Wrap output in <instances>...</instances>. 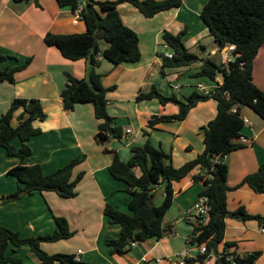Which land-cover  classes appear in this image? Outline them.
I'll list each match as a JSON object with an SVG mask.
<instances>
[{"label":"crops","instance_id":"1","mask_svg":"<svg viewBox=\"0 0 264 264\" xmlns=\"http://www.w3.org/2000/svg\"><path fill=\"white\" fill-rule=\"evenodd\" d=\"M206 2L181 0L179 8L159 13L150 19L144 18L128 3L118 6L124 25L138 35L141 58L136 63L111 67L99 57V66L91 70L102 75L103 87L115 86L107 93V112L113 119V126H120L123 132L120 140L111 138L100 143L95 138L100 121L94 116L93 106L90 103L77 104L72 111H64L60 98L67 81L66 75L88 79L86 72L91 66L85 59L71 61L64 58L56 47L47 46L43 41L48 32L84 33V23L76 19L69 8H60L55 0H0V53L12 57L3 66L18 67L31 58L25 68L15 73L13 84H0V116L14 99L38 100L45 114L43 121L33 122L40 133L27 141L31 154L25 159V165H39L43 174H50L75 158L84 159L74 169V174L84 173L76 186L74 198L63 199L53 192H35L15 201H1L2 227L17 233L20 238L39 237L52 234L57 228L54 217H63L74 235L67 240L41 243V249L49 255H75L85 264H139L142 259L146 263L174 264L178 253L194 252L189 236L196 224L184 219L183 213L203 189L201 183L192 180L193 175L200 174L199 169L173 184L172 205L163 219L165 229L161 238L136 244L123 255L110 252L107 241L119 238L120 227L110 224L103 210L109 204L123 213L131 214L124 183L113 179L107 170L114 153L126 162L131 156L132 146L148 141L170 154V163L180 167L196 158L204 149L201 128L215 117L214 100L199 102L181 122L160 123L154 129H146L144 134L143 128L152 116L175 115L178 107L172 103L160 105L157 99L136 101V97L139 92H147L154 86L163 96L175 94L178 98H185L195 91L197 84L213 88L217 82L220 83V75L214 80L197 76L201 61L188 67L161 68L158 57V53L163 52L162 34L165 31L177 34L185 29L182 42L188 51L191 46L195 45L196 48L198 45L200 52L195 55L200 59H209L216 65L227 67L225 55L213 48L210 53H217L213 57L207 56L205 51L209 45L200 40L203 36L205 40L212 38L199 17ZM101 44L102 50L104 47ZM164 51L171 53L168 48ZM217 54L220 55L219 60L215 59ZM104 67L108 71L99 73L98 70ZM201 78L208 83H203ZM252 80L264 91V44L254 59ZM21 111L18 109L14 113L13 126L17 125ZM241 116L248 121L241 132L248 143L222 158L227 166V209L234 212L243 207L248 215L264 218V194L255 193L246 185L239 186L244 177L255 173L264 161V121L246 107L241 109ZM11 143L16 148L20 146L18 139ZM18 163V158L8 156L0 147V197L17 189V180L7 171ZM135 172L139 175L138 170ZM258 227L259 221L255 219L242 221L227 217L223 241L218 248L229 243L228 248L241 255L258 253L253 264H264V236L259 233ZM7 255L19 259L18 264H41L27 246L9 248Z\"/></svg>","mask_w":264,"mask_h":264},{"label":"trees","instance_id":"2","mask_svg":"<svg viewBox=\"0 0 264 264\" xmlns=\"http://www.w3.org/2000/svg\"><path fill=\"white\" fill-rule=\"evenodd\" d=\"M55 1L60 8H69L74 13L80 8L79 17L85 25V32H48L44 35V43L56 47L68 60L85 59L94 69L99 66V57L114 66L136 63L141 58L138 35L122 22L118 12L120 4H130L147 19L181 6V0ZM35 5L38 6L36 1ZM199 17L220 48L225 45L235 46L233 61L223 68V65H216L209 59H200L190 53L182 42V36L186 32L184 29L177 34L167 31L162 34V42L167 45L173 56L168 59L158 53L161 68L188 67L201 61L197 76L214 80L220 75L218 86L208 94L194 91L185 98H178L175 94L163 96L152 86L147 92H139L136 101L157 99L160 105L172 103L178 107L175 115L152 116L143 128V133L146 134V129H154L160 123L181 122L199 102L214 100L215 117L201 128L204 149L196 158L180 167H174L170 163V154L154 147L148 141L143 145L132 146L131 156L126 162L121 161L118 154L114 153L107 170L113 179L124 183L131 214L123 213L109 204L104 206L103 214L108 222L120 227L119 238L107 241L111 254L127 253L133 242L140 244L152 238H161L165 229L163 219L172 205L173 184L187 178L195 169H199L200 174L193 175L192 180L202 184L203 189L199 195L207 197L209 213L206 223L195 225L189 236L191 245L204 243L208 250H216L223 241L227 217L242 221L255 219L259 222L264 219L248 215L243 207L234 212L228 211L227 166L222 162L224 156L243 147V144L237 141L244 128L242 108L251 109L264 121V91L252 80L253 62L264 44V0H207ZM100 42L105 44L102 50ZM10 58L12 57L0 53V84H13L15 73L25 68L31 60L28 58L18 67L3 66ZM66 76L67 81L60 92L63 110L72 111L77 104L90 103L95 118L100 121L95 135L97 142H107L111 138L120 140L123 137L122 129L120 126H113V119L107 112V93L114 90L115 86L103 87L102 75L94 70L88 79H76L68 74ZM18 109L22 111L17 117V125L13 126L11 121ZM44 119L41 103L33 99H14L8 110L0 116V147L8 156L19 160L15 167L7 171L8 175L17 180L18 187L13 193L1 196L2 202L15 201L35 192H53L63 199L76 196V186L84 173L74 174V169L83 162V158H75L50 174H43L39 165L27 166L24 163L31 154L27 141L40 133V130L33 126V122ZM14 139L20 141L18 148L11 143ZM165 180H168V183L164 186ZM241 185L248 186L255 193L264 194V161L255 173L244 177L239 186ZM160 187L165 188V195L160 200V205L157 202L151 206L149 198ZM54 219L57 228L52 234L31 238H20L17 233L0 225V264H18L20 260L7 255V251L9 248L21 246H27L41 264H85L74 261L75 255H49L41 249V243L67 240L74 235L63 217ZM223 247L228 248L230 244L225 243ZM257 258L258 253H251L240 263L253 264Z\"/></svg>","mask_w":264,"mask_h":264},{"label":"built area","instance_id":"3","mask_svg":"<svg viewBox=\"0 0 264 264\" xmlns=\"http://www.w3.org/2000/svg\"><path fill=\"white\" fill-rule=\"evenodd\" d=\"M79 11L78 9L75 12L76 19H80L79 17ZM168 47L167 45H163V52L161 53V57L163 58H172L173 53L165 52ZM235 49L234 45H225L222 48H220V53L223 54V51L229 52L233 54V51ZM238 56V54L236 55ZM233 57V55H232ZM225 60L226 63L229 64L233 61L232 59H229L228 55L225 54ZM218 82L215 84L213 88H206L202 84H197L196 89L200 90L201 94H208L212 89L217 87ZM244 126L248 125V121L246 119H243ZM238 143L240 144H246L247 139H245L243 136H240L237 139ZM209 213V204L208 199L205 196L199 195L195 202L188 207L185 212L183 213V218L188 221L195 222L196 225L198 224H204L206 223V219L208 218ZM258 231L261 235L264 236V219L259 222ZM136 243H131L130 246H135ZM194 252H180L175 256L174 264H241L240 261L245 259L250 254H244L241 255L237 253L236 251L230 249V248H217L216 250H208L205 246V244L201 245H193ZM74 261H79L77 256H74ZM146 260L142 259L139 264H145Z\"/></svg>","mask_w":264,"mask_h":264},{"label":"rangeland","instance_id":"4","mask_svg":"<svg viewBox=\"0 0 264 264\" xmlns=\"http://www.w3.org/2000/svg\"><path fill=\"white\" fill-rule=\"evenodd\" d=\"M212 37V36H211ZM205 36H203V37H201V39L200 40H203V42H204V44L206 45V44H208L209 46H207L206 48V51H205V54L208 56H210V57H213V55H215L217 52H214V53H210L211 52V50L213 49V48H216L217 49V51L219 52V54H222V53H220V47H219V45L217 44V45H215L216 44V42L214 41V39H213V37L212 38H207L206 40H205ZM199 40V41H200ZM198 41V42H199ZM210 41H211V44H212V42H213V44H212V46H211V44H210ZM215 43V44H214ZM198 44V43H197ZM103 47L105 46V44L102 42V44H101ZM191 49H189V52L190 53H193V54H195V53H199L200 52V49H198V45H197V47L195 48V45H193V46H191L190 47ZM216 51V50H215ZM219 54H217V56L215 57V59L216 60H219V57H220V55ZM225 54H227L228 55V57H229V59H232L233 57H232V54L231 53H229V52H226L225 50L223 51V54L222 55H225ZM105 65H110L111 67L113 66L112 64H110V62H108L107 60H105ZM107 67V66H106ZM104 70H106V71H108V68H106L105 69V67L103 68V69H99L98 70V72L99 73H101V74H104ZM203 83H208L207 82V80L206 79H200ZM203 85V84H202ZM196 86V85H195ZM204 87H206L205 85H203ZM206 88H208V87H206ZM188 90H191V89H189L188 88ZM195 91H197L198 93H200V92H202V91H200V90H197L196 88H195ZM182 93V92H181ZM182 94H184V93H182ZM160 203H161V201H158V205H160Z\"/></svg>","mask_w":264,"mask_h":264},{"label":"water","instance_id":"5","mask_svg":"<svg viewBox=\"0 0 264 264\" xmlns=\"http://www.w3.org/2000/svg\"><path fill=\"white\" fill-rule=\"evenodd\" d=\"M92 70V67H88L87 68V72H86V77L88 78L90 76V72ZM168 183V180L164 181V186ZM165 195V188L164 187H160L158 188L155 193L153 194L152 197L149 198V204L151 206H153L155 204V202H157L158 199H160L161 197H163ZM1 203V200H0Z\"/></svg>","mask_w":264,"mask_h":264}]
</instances>
